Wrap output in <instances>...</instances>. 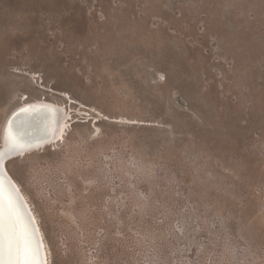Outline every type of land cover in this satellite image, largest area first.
I'll list each match as a JSON object with an SVG mask.
<instances>
[{
  "label": "rangeland",
  "instance_id": "1",
  "mask_svg": "<svg viewBox=\"0 0 264 264\" xmlns=\"http://www.w3.org/2000/svg\"><path fill=\"white\" fill-rule=\"evenodd\" d=\"M41 97L48 264H264V0H0V137Z\"/></svg>",
  "mask_w": 264,
  "mask_h": 264
},
{
  "label": "bare ground",
  "instance_id": "2",
  "mask_svg": "<svg viewBox=\"0 0 264 264\" xmlns=\"http://www.w3.org/2000/svg\"><path fill=\"white\" fill-rule=\"evenodd\" d=\"M60 97H62V94H60ZM32 104L33 107L30 109L28 107H21L13 113L11 111L5 117L2 124L0 165L3 160L5 162L3 170L0 168V185H2L4 193L3 216L6 233L10 223L15 225L18 234L22 237L26 228L31 234V238H28V241L32 239L30 242L34 250H37V255L34 256L37 264H48L46 245L39 227L40 225L27 203L25 195H23L21 189H18V185L13 181L7 169V163L14 159L11 157L13 154H17L15 158H21V156L30 155L36 151L40 152L42 148L47 146L58 145L60 140L64 138L63 130L66 133L64 124L71 122L73 117L64 116V114L68 113L67 106L63 110L61 107L63 105H54L42 97L33 101ZM7 145L16 149L12 150L10 154H5V147ZM9 192L14 193L16 198H18L17 203L14 197L11 196L14 200L13 202L17 205L18 216H12L14 205L10 207L8 198L6 197V194H9ZM13 210L15 211V209ZM15 261V254L9 255L8 245L5 241L3 251L0 252V264H15Z\"/></svg>",
  "mask_w": 264,
  "mask_h": 264
},
{
  "label": "snow or ice",
  "instance_id": "3",
  "mask_svg": "<svg viewBox=\"0 0 264 264\" xmlns=\"http://www.w3.org/2000/svg\"><path fill=\"white\" fill-rule=\"evenodd\" d=\"M4 193L2 185H0V252L3 251L5 241L8 245L9 255L15 254V264H37L34 259L35 251L32 248L30 241L26 237L18 234L15 225L9 224L7 233L5 231L4 216H3ZM9 206H12V197H8Z\"/></svg>",
  "mask_w": 264,
  "mask_h": 264
},
{
  "label": "water",
  "instance_id": "4",
  "mask_svg": "<svg viewBox=\"0 0 264 264\" xmlns=\"http://www.w3.org/2000/svg\"><path fill=\"white\" fill-rule=\"evenodd\" d=\"M0 145H2V143H0ZM16 148L15 147H11V146H9V145H7L6 147H5V154H10L11 153V151L12 150H15ZM14 152H17V151H14ZM4 162H5V160H3L2 161V164L0 165V168L3 170V167H4ZM11 193V194H10ZM7 196V198L9 197V195H11V196H13L14 197V199L17 201V203H18V198H16V196H15V194L14 193H12V192H9V194H6ZM12 201H14L13 199H12ZM13 205H14V207H13ZM16 204L13 202L12 203V216H18L17 215V211L18 210H16ZM13 209H15V211L13 210ZM24 236L23 237H26L27 239L28 238H31V234H30V232L28 231V230H26V228H25V231H24ZM32 239H29V241H31ZM31 243V242H30ZM31 245H32V243H31ZM32 248L34 249V247L32 246ZM35 251V255H37V250L35 249L34 250Z\"/></svg>",
  "mask_w": 264,
  "mask_h": 264
}]
</instances>
